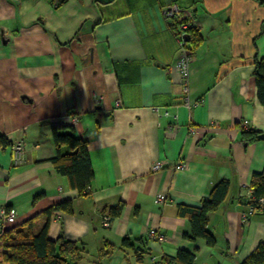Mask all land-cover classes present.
Segmentation results:
<instances>
[{
	"label": "crops",
	"instance_id": "crops-1",
	"mask_svg": "<svg viewBox=\"0 0 264 264\" xmlns=\"http://www.w3.org/2000/svg\"><path fill=\"white\" fill-rule=\"evenodd\" d=\"M171 2L193 9L197 23L186 94L161 13ZM261 59L264 0H0V136L26 143L16 165L9 143L0 145V209L13 210L14 225L31 218L39 225L42 211L71 201V212L51 216L47 236L81 241L75 264H155L151 255L172 264L179 249L193 251L194 264H239L264 242V212L241 221L251 177L264 167L254 77ZM186 96L197 102L189 109ZM243 121L256 139H240ZM61 125L87 140V194L50 161L52 127ZM156 160L163 168L152 171ZM178 160L184 169L174 168ZM221 179L227 196L207 219L215 244L185 237L179 204L200 205ZM152 227L162 241L148 237ZM107 242L115 248L101 256Z\"/></svg>",
	"mask_w": 264,
	"mask_h": 264
},
{
	"label": "trees",
	"instance_id": "trees-1",
	"mask_svg": "<svg viewBox=\"0 0 264 264\" xmlns=\"http://www.w3.org/2000/svg\"><path fill=\"white\" fill-rule=\"evenodd\" d=\"M199 41L197 29L189 32L188 48L192 50ZM257 86V98L264 105V60H257L254 68ZM240 139L250 141L257 138L256 131L240 127ZM52 141L56 155L50 159L55 170L67 178L71 188L80 195L89 192V184L93 177L87 140L76 137L72 127L53 126ZM10 143L0 136V145ZM251 197L248 204L256 205L259 197H264V167L261 172L254 173L250 180ZM229 190L227 180L217 181L211 188L208 197L198 206L179 204V214L187 218L189 230L184 236L192 240L202 238L208 246L215 244L213 234L207 229L208 214L215 211L225 200ZM122 204L119 203L110 211V215L118 216ZM57 211L71 212V201L64 200L52 204L39 215L44 217L41 224L36 225L33 218L20 225H14L0 232V264H75L84 251L81 241L64 239L59 235L55 239L47 236L51 216ZM122 245H131L129 238L122 239ZM114 245L106 243L101 249V256L111 254ZM140 257V255H139ZM138 257V258H139ZM163 263L168 260L160 259ZM195 253L179 249L172 260L173 264H194ZM239 264H264V242L260 241L251 253Z\"/></svg>",
	"mask_w": 264,
	"mask_h": 264
},
{
	"label": "built area",
	"instance_id": "built-area-1",
	"mask_svg": "<svg viewBox=\"0 0 264 264\" xmlns=\"http://www.w3.org/2000/svg\"><path fill=\"white\" fill-rule=\"evenodd\" d=\"M162 16L164 20H166L167 28L171 31L174 36L175 42L177 44V48L179 51L178 57L175 61V67L179 71L182 89L186 94L188 90V76H189V68L191 63V52L188 48V39L189 32L192 29H197V23L195 20V16L193 13V9L191 8H183L180 7L177 3L171 2L166 4L161 10ZM197 102L190 100L187 96L183 99V104L189 109ZM118 105V103H116ZM154 110L157 111V107H154ZM164 114H167V111H163ZM76 119L75 115H72V120ZM215 125V124H209ZM243 127L246 128V121H243ZM197 127L192 126L191 124L188 126V132L192 135L196 134ZM25 146L26 143L22 138L14 139L9 143L10 147V156L11 162L13 165L19 164L24 160L25 156ZM174 168L177 170H181L185 168V163L182 160H178L174 165ZM163 168V161L156 160L151 164L150 169L152 171H157ZM166 200L163 194L156 196V201L162 203ZM261 211L264 212V197H259L257 199L256 205L248 204L247 208L241 212V221L246 222L249 217L255 212ZM109 215H102V225H109ZM16 222V215L14 214L12 209H8L2 207L0 209V232H3L7 229L8 226L14 225ZM148 237L155 239L157 241H162L164 239V235L154 227L148 230ZM148 260L155 264H170L163 263L159 258L155 255L148 256ZM173 264V263H172Z\"/></svg>",
	"mask_w": 264,
	"mask_h": 264
},
{
	"label": "water",
	"instance_id": "water-1",
	"mask_svg": "<svg viewBox=\"0 0 264 264\" xmlns=\"http://www.w3.org/2000/svg\"><path fill=\"white\" fill-rule=\"evenodd\" d=\"M189 37H187V39H188ZM261 139H264V133H261V134H259L258 135Z\"/></svg>",
	"mask_w": 264,
	"mask_h": 264
}]
</instances>
